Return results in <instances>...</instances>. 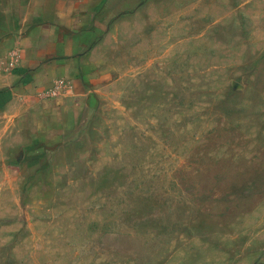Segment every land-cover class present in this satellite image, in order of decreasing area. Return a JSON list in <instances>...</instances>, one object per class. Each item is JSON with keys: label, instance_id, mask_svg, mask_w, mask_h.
<instances>
[{"label": "rangeland", "instance_id": "374dc122", "mask_svg": "<svg viewBox=\"0 0 264 264\" xmlns=\"http://www.w3.org/2000/svg\"><path fill=\"white\" fill-rule=\"evenodd\" d=\"M62 2L66 88H0V264H264V0Z\"/></svg>", "mask_w": 264, "mask_h": 264}, {"label": "crops", "instance_id": "0c3cea01", "mask_svg": "<svg viewBox=\"0 0 264 264\" xmlns=\"http://www.w3.org/2000/svg\"><path fill=\"white\" fill-rule=\"evenodd\" d=\"M30 3L0 0V88L11 96L17 95V87L23 93L38 92L56 77L71 78L85 46L76 14L65 2L37 0L35 7ZM16 50L18 63L8 67L10 53Z\"/></svg>", "mask_w": 264, "mask_h": 264}, {"label": "built area", "instance_id": "2783aa9c", "mask_svg": "<svg viewBox=\"0 0 264 264\" xmlns=\"http://www.w3.org/2000/svg\"><path fill=\"white\" fill-rule=\"evenodd\" d=\"M16 55L17 52L13 51L10 53V57H9V61H8V65L9 66H13L14 63L16 62ZM67 86V82L63 79H56L53 86L49 87V88H43L40 91H38V94L42 97H51L54 95H57V93L66 88Z\"/></svg>", "mask_w": 264, "mask_h": 264}]
</instances>
